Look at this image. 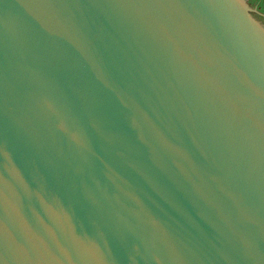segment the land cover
Here are the masks:
<instances>
[{"label": "water", "instance_id": "obj_1", "mask_svg": "<svg viewBox=\"0 0 264 264\" xmlns=\"http://www.w3.org/2000/svg\"><path fill=\"white\" fill-rule=\"evenodd\" d=\"M0 264H264V0H0Z\"/></svg>", "mask_w": 264, "mask_h": 264}]
</instances>
